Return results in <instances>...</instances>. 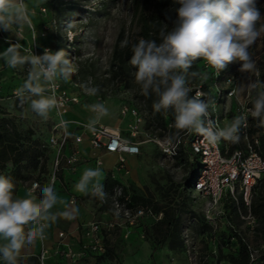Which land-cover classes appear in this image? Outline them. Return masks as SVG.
<instances>
[{
  "label": "rangeland",
  "instance_id": "rangeland-1",
  "mask_svg": "<svg viewBox=\"0 0 264 264\" xmlns=\"http://www.w3.org/2000/svg\"><path fill=\"white\" fill-rule=\"evenodd\" d=\"M25 3L35 12L31 20L37 30V39L33 38L32 29L26 25L20 33V43L36 48L37 54H42L45 47L53 51L65 49L73 59L72 79L59 83L70 92H77L79 102L68 107L64 119L87 124L93 113L85 105L103 102L109 109V115L98 124L116 128L124 138L139 144V153L126 159L125 168L113 174L114 178L112 174L110 176L130 195L143 198L153 213H160L161 218L165 212L174 217L177 224L174 238L181 247L171 249L167 238L154 251V264H227V256L236 254L238 250L239 237L252 248L264 250V231L259 230V221L252 215L238 189L234 197L224 198L222 214L216 215L215 225L208 223L205 198L187 185L194 159L189 148L185 145L174 158L163 155L151 139L163 133L165 136L169 126L156 131L146 128L147 113L141 108L143 96L139 95L138 86L133 83L131 71L124 72L122 77L114 76L116 68L111 66V57L115 40L118 35L130 37L136 31L135 13L142 0H25ZM73 19L75 23L68 27L67 22ZM41 32L45 35L41 36ZM8 38L16 42L14 35L0 31V51L8 46L5 42ZM251 52L256 64L264 65L261 56L264 53V36L252 46ZM238 69L239 64L233 63L223 74H234L240 83H245L247 73L242 74ZM26 76L27 66L10 69L0 61V119L11 117L21 131L30 129L33 138L38 139L40 147L50 155L46 140L58 116L53 110L45 122L31 112L28 104L19 103L13 93ZM83 82L99 86V95H86L78 86ZM209 82L210 79L207 80ZM221 86L225 85L221 83ZM241 96L224 100L222 108L228 112V118L235 116L233 111H236L235 105ZM124 106L134 109L139 120L130 114H121ZM75 108H80L77 113L80 120L70 117ZM238 144L244 145L243 141ZM41 160L39 157L36 161L40 163ZM46 164L49 166L48 162ZM7 169H10L9 164ZM37 173L38 164L33 168L23 163L21 174L14 179L18 186L29 187L39 179ZM252 196L255 198L256 194L251 195L250 201ZM249 211L253 220L244 218ZM159 219L147 216L139 228H133L129 233L116 228L105 234L104 242L109 254L100 259L94 257L95 261L97 258L99 264H148L151 250L158 241Z\"/></svg>",
  "mask_w": 264,
  "mask_h": 264
},
{
  "label": "clouds",
  "instance_id": "clouds-1",
  "mask_svg": "<svg viewBox=\"0 0 264 264\" xmlns=\"http://www.w3.org/2000/svg\"><path fill=\"white\" fill-rule=\"evenodd\" d=\"M175 19L159 30L158 39L140 36L121 41V48H129L128 60L133 69L130 75L138 86L139 95L152 99L155 113H172L170 131L158 141L166 154L175 155L184 134H199L211 145L221 140L237 144L241 141V130L248 127L251 116L257 126L264 127V80L259 79V69L251 52L252 46L264 36V14L257 0H172ZM35 12L25 0H0V31L16 37L6 39L7 47L0 51V61L10 69L27 66L23 84L14 90L21 105L28 104L32 113L42 121H48L50 113L62 107L56 92L59 82H68L74 75L72 57L65 49L53 51L45 47L42 54H35L32 46L20 43V33L25 26L32 29L37 39V30L32 26L31 16ZM75 20L67 22L71 27ZM203 60L219 76L230 64H239L238 71L247 73V83L233 89L232 95L246 94L251 107L235 115L230 123L220 126L213 119L216 102L199 88L191 86L194 80L205 82L207 72L193 70V65ZM255 74L256 79L251 78ZM232 79H229V83ZM88 96H97L100 87L83 82L78 85ZM194 92V95H193ZM207 99H204V98ZM93 116L83 125L96 131V125L109 115L103 102L85 105ZM69 121L60 119L56 127L62 129L65 138L73 134L68 131ZM77 139H79L77 137ZM101 167L85 168L75 189L101 201L107 197ZM17 184L10 175L0 174V261L3 264H22L27 253L37 241L47 239V230L58 219L75 220L80 209L75 201L66 204L62 211H53L60 198L49 184H34L32 190L21 197L16 194ZM39 195H35V192ZM43 264L44 256H41Z\"/></svg>",
  "mask_w": 264,
  "mask_h": 264
},
{
  "label": "built area",
  "instance_id": "built-area-1",
  "mask_svg": "<svg viewBox=\"0 0 264 264\" xmlns=\"http://www.w3.org/2000/svg\"><path fill=\"white\" fill-rule=\"evenodd\" d=\"M44 11V9H41ZM41 36L45 33L41 32ZM33 52L37 54L36 48ZM264 59V53H262ZM203 67L202 72H207L210 82H202L194 80L192 87L194 92L196 89L204 91L208 97H211L217 105V110L213 113V119H218L220 126L230 123L232 118H228V112L222 108L224 100L236 99L237 95H232L234 88L241 83L234 74L224 75L222 71L219 76L216 75L214 69L207 65L205 61H201ZM259 69V65H257ZM223 75V76H222ZM232 82L229 83V79ZM248 74L245 77V83L248 82ZM252 79H256L255 74H251ZM259 79L264 80L259 70ZM221 83L225 86L222 87ZM76 86V84H75ZM75 89V88H73ZM193 92V95H194ZM56 95L60 98L62 107L59 113L56 111L58 120L51 127V133L46 140V147L50 149V161L48 171L44 178L33 181L28 192L32 190L34 184L45 185L49 184L55 188L58 181V175L65 166L68 170L74 171L80 163L78 144L82 141V135L85 131L88 133L89 143L93 149L102 150L107 153H115L117 160L115 162V171L112 174L125 168L127 156H136L139 153V144L124 138L120 131L106 125L97 124L96 131H89L78 122L69 121L68 131L73 135L65 138L62 129L56 127V124L67 112L70 105L79 102L77 92H70L59 83ZM204 99H207L206 97ZM251 107L250 99L246 94H242L235 105L236 111L234 115L240 114L247 108ZM121 114H130L139 120L134 109L122 107ZM66 120V119H64ZM253 118L249 116L248 127L241 130V141L244 145L231 144L223 140L218 145H211L206 142L199 134H184L182 140L176 149V154H166L162 145L158 141L163 137H154L151 140L157 145L161 153L167 157L174 158L179 155V151L187 145L192 156L197 157L199 167L196 170L194 177L190 182V189L193 192L200 194L205 198V219L211 225H215L216 215L222 214L223 200L225 197H234V192L238 189L243 196L245 204L250 209V200L254 186L261 175L264 174V127L257 126L256 130L251 132L250 125ZM170 126V125H168ZM134 132L132 133V135ZM77 137L79 139H77ZM68 150V153L66 151ZM95 165L101 166L99 159H95ZM39 195V192H35ZM75 201L71 199V203ZM98 208L108 204V208L103 211L107 214V219H93L92 221L82 225V237L78 243V247L73 249L67 242V234L64 231L57 232V240L50 246L44 245L41 242V250L36 255L37 263L41 264V256H44L43 264H47L50 257L63 259L65 264H77L83 257H97L106 252L105 234L115 230L116 228L123 229L125 233H129L133 228H139L143 224V220L147 216H152L155 219L161 218V214L153 213L150 207L136 205L132 200V195L123 186L116 184L112 194L107 195L104 201L98 199L95 201ZM217 211V213H215ZM246 219H251L250 211ZM247 251L249 254L250 263L256 262L259 250L252 248L247 242Z\"/></svg>",
  "mask_w": 264,
  "mask_h": 264
},
{
  "label": "trees",
  "instance_id": "trees-1",
  "mask_svg": "<svg viewBox=\"0 0 264 264\" xmlns=\"http://www.w3.org/2000/svg\"><path fill=\"white\" fill-rule=\"evenodd\" d=\"M140 9L135 13V21L137 29L134 33L128 37L130 40H136L140 36L146 39H158L159 30L167 24L169 28L172 26V22L168 17L175 19L174 8L178 5H174L172 0H142ZM257 6L261 13L264 14V0H257ZM123 35H118L112 50V61L111 66L116 68L115 75L124 76V72L132 71L133 69L128 63L131 56L129 48H121V41L124 40ZM201 61L198 60L193 65V70L203 71L201 66ZM262 78H264V65L259 66ZM152 99L143 97V102L141 108L147 113L146 117V128L156 131L165 130L168 125H171L174 121V117L171 112L167 114L155 113L152 109ZM256 121L253 119L251 123L250 131L256 130ZM173 131L168 128V132ZM164 136L163 134L159 135ZM41 143L38 139L33 138V132L30 129L26 131H21L15 125L13 120L10 118L0 119V174L10 175L16 178L21 174V167L23 163L32 165L33 168H37L38 164V177L39 179L44 178V175L48 171L50 155L44 148H41ZM180 153V151H179ZM41 157L42 160L38 163L37 158ZM192 170L191 174L187 179V185L190 186V182L194 177L196 170L199 167L197 157L193 156ZM10 165V169H7V165ZM38 180V179H37ZM16 181V180H15ZM18 186V183L16 181ZM105 191L107 195H111L114 186L117 184L115 180L109 175L104 183ZM17 189V188H16ZM256 194L254 198L252 196L250 201L251 213L259 221V230L264 231V174L261 175L260 179L256 182L253 194ZM94 198V197H93ZM98 201L97 198H94ZM132 200L136 205L146 206L141 197H133ZM108 208V204L102 205L99 209L104 210ZM157 225L160 227L158 232V241L155 246H153L150 254V262L148 264H154L153 253L159 249L162 243L169 238L170 248L176 249L181 247V243L175 241L174 232L175 227H177L176 221L173 216L168 213H163V217L158 220ZM246 241L239 237L238 240V250L236 254H229L227 256V264H264V250L259 251L256 262L250 263L249 254L247 251ZM109 254L108 248L103 255L97 256L98 259L107 256ZM96 258L95 264H99ZM3 264V263H2ZM22 264H38L36 256H27V258L22 262Z\"/></svg>",
  "mask_w": 264,
  "mask_h": 264
},
{
  "label": "crops",
  "instance_id": "crops-1",
  "mask_svg": "<svg viewBox=\"0 0 264 264\" xmlns=\"http://www.w3.org/2000/svg\"><path fill=\"white\" fill-rule=\"evenodd\" d=\"M79 112L80 108H75L74 112L72 111V113H70V117L80 120V117L77 116V113ZM70 127L71 126L69 125V128ZM77 148L79 150V157L81 161L74 171H70L65 166H62L58 175V181L54 188V191L57 192L61 202L55 206L53 211H62L64 206L66 204H71V199H74L76 205L80 209V215L75 220L60 218L56 223H53L47 230V239L44 241V245H52L54 241L57 240V232L64 231L67 234V242L70 243L73 249H76L82 237V225L92 221L93 219H107V214L98 208L94 198L90 195H84L78 192L74 185L79 181L85 168L97 167L95 165V159H99L101 162L100 167L103 169V176L100 182L104 183L105 179L115 171L117 155L115 153H107L102 150L93 149L90 146L88 133L86 131L82 135V141L78 144ZM66 153H68V150ZM131 157L135 156H127V159ZM27 193L28 187L19 185L16 189V194L18 196L23 197ZM40 250L41 243L40 241H37L36 245L27 253V256H36ZM2 263L3 262L0 261V264ZM47 264H65V261L56 257H50L47 260ZM77 264H95V258L87 255Z\"/></svg>",
  "mask_w": 264,
  "mask_h": 264
},
{
  "label": "bare ground",
  "instance_id": "bare-ground-1",
  "mask_svg": "<svg viewBox=\"0 0 264 264\" xmlns=\"http://www.w3.org/2000/svg\"><path fill=\"white\" fill-rule=\"evenodd\" d=\"M66 114H67V112L63 115V117H65Z\"/></svg>",
  "mask_w": 264,
  "mask_h": 264
}]
</instances>
